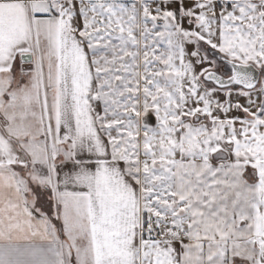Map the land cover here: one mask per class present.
Masks as SVG:
<instances>
[{"label":"snow or ice","instance_id":"obj_1","mask_svg":"<svg viewBox=\"0 0 264 264\" xmlns=\"http://www.w3.org/2000/svg\"><path fill=\"white\" fill-rule=\"evenodd\" d=\"M0 264H264V0H0Z\"/></svg>","mask_w":264,"mask_h":264},{"label":"rangeland","instance_id":"obj_2","mask_svg":"<svg viewBox=\"0 0 264 264\" xmlns=\"http://www.w3.org/2000/svg\"><path fill=\"white\" fill-rule=\"evenodd\" d=\"M244 102V100H243V98H241V103H243Z\"/></svg>","mask_w":264,"mask_h":264}]
</instances>
